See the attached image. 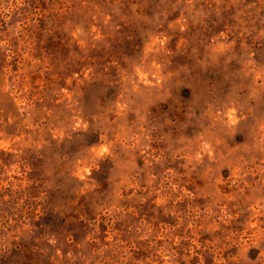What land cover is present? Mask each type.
<instances>
[{"label": "rangeland", "instance_id": "1", "mask_svg": "<svg viewBox=\"0 0 264 264\" xmlns=\"http://www.w3.org/2000/svg\"><path fill=\"white\" fill-rule=\"evenodd\" d=\"M0 264H264V0H0Z\"/></svg>", "mask_w": 264, "mask_h": 264}]
</instances>
